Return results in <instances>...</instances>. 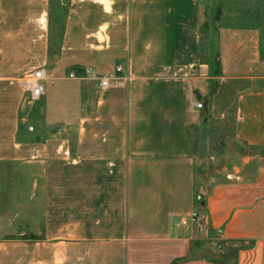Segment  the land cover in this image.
Segmentation results:
<instances>
[{
    "label": "crops",
    "instance_id": "0c3cea01",
    "mask_svg": "<svg viewBox=\"0 0 264 264\" xmlns=\"http://www.w3.org/2000/svg\"><path fill=\"white\" fill-rule=\"evenodd\" d=\"M68 57L74 108L0 131L19 184L0 264H264V0H0L1 92ZM111 60L100 89L89 69ZM229 116L257 149L231 169L204 149ZM216 242L231 262L201 254Z\"/></svg>",
    "mask_w": 264,
    "mask_h": 264
},
{
    "label": "rangeland",
    "instance_id": "374dc122",
    "mask_svg": "<svg viewBox=\"0 0 264 264\" xmlns=\"http://www.w3.org/2000/svg\"><path fill=\"white\" fill-rule=\"evenodd\" d=\"M217 15L218 14H216V17ZM55 28L60 30L61 26L57 25ZM73 60L74 59L68 57L64 62L47 67L48 75L44 81L46 88L45 93L40 99L32 103L28 101L25 95L26 93L23 90L18 91L16 94H5V91H0V131H13L14 126L12 114L14 113H18V115L24 119L19 124L20 129H26L35 133L37 131L35 125H37L38 122L36 121L37 117L35 118L33 116V112L37 113L47 105L54 107V114H59V108L73 109L75 99L77 98L74 89L77 82L57 80L54 77L63 73L66 74L70 68H73L70 65ZM117 62L118 60L107 62L100 61L98 65L89 69L88 76H94L97 73L108 75L106 68L110 71H115ZM23 76L24 75H22L19 80L21 83ZM206 130L205 153L213 155L217 165H228V168L231 169L229 164L233 162L234 158L248 152L257 151L256 148L248 147L234 138L233 122L230 116L225 121L211 120L207 124ZM245 150L249 151L247 152ZM18 185L19 184H17L13 175L9 172L6 179L0 180V215H8L0 217V240L16 237L15 232L19 222H17L16 217H13V214L16 206V190ZM220 245L221 242H216L214 245H208V247L205 248L204 253L202 252L201 254L213 258L215 257L221 262H231L232 255L235 252L234 248H232L231 245H226L224 249L225 252H221L219 248ZM11 258L14 259V251L10 259ZM12 259L9 263L14 264V260Z\"/></svg>",
    "mask_w": 264,
    "mask_h": 264
},
{
    "label": "built area",
    "instance_id": "2783aa9c",
    "mask_svg": "<svg viewBox=\"0 0 264 264\" xmlns=\"http://www.w3.org/2000/svg\"><path fill=\"white\" fill-rule=\"evenodd\" d=\"M116 74L111 76H106L103 74H98L97 78L99 80V88L100 89H106L112 86L115 81L119 78L117 74H120L123 71L122 66L118 65L115 69ZM86 74L85 72L83 73ZM69 78H75L77 76V73L75 71H72L69 73ZM46 70L43 67L28 71L25 73L22 79V83L24 85V88L27 92V99L29 102H34L45 93V83L46 80ZM195 107L198 109H201L204 107V101H197L195 103ZM191 220H195L194 217H191ZM187 223L186 219H183L181 221L176 222L177 225L185 224Z\"/></svg>",
    "mask_w": 264,
    "mask_h": 264
},
{
    "label": "water",
    "instance_id": "95a60500",
    "mask_svg": "<svg viewBox=\"0 0 264 264\" xmlns=\"http://www.w3.org/2000/svg\"><path fill=\"white\" fill-rule=\"evenodd\" d=\"M25 101H26V99H25Z\"/></svg>",
    "mask_w": 264,
    "mask_h": 264
}]
</instances>
